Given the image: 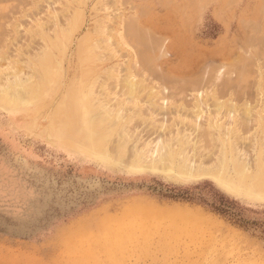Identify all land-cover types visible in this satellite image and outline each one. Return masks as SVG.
I'll return each instance as SVG.
<instances>
[{
  "label": "rangeland",
  "instance_id": "rangeland-1",
  "mask_svg": "<svg viewBox=\"0 0 264 264\" xmlns=\"http://www.w3.org/2000/svg\"><path fill=\"white\" fill-rule=\"evenodd\" d=\"M50 44L57 81L0 104V264H264V196L134 155L180 132L192 164L216 167L220 133L264 163V0H0V87ZM90 91L129 138L94 147Z\"/></svg>",
  "mask_w": 264,
  "mask_h": 264
},
{
  "label": "bare ground",
  "instance_id": "bare-ground-1",
  "mask_svg": "<svg viewBox=\"0 0 264 264\" xmlns=\"http://www.w3.org/2000/svg\"><path fill=\"white\" fill-rule=\"evenodd\" d=\"M74 18L75 20L73 21L76 23L77 15H75ZM75 26L73 27L75 28ZM58 38L59 37H57V41ZM55 43L57 42L52 41L53 46L56 45ZM81 47L83 48V45ZM90 57L91 56L89 55L87 58L89 59ZM57 66L58 65L55 62V55L51 50V44L50 46L46 45L43 51L39 53L36 56L35 60L33 61L31 74H29L27 77H24L21 75L20 70H14L15 72L14 80L12 82L9 81L7 85L0 87V104L1 102H4L10 98V95L12 94L10 93V90H13L14 93L18 96L17 99L18 102H19V98L22 96L26 98L28 96L31 97L35 96L37 92H33V91L36 90L39 80L48 79L49 81H55V80L57 81V79L54 78L55 74L56 73L58 74ZM127 69L129 72L130 71L129 68ZM91 81L94 85L96 81V77L95 78L93 77ZM122 83L126 85L125 87H129L130 92H133L134 90L133 86L135 85V82L133 80V76L130 75V73L125 75ZM86 84L89 85V81ZM86 94H87L86 99L83 101V104H81V109L85 114L83 123L87 131L86 135L88 138L92 140L94 147L102 148L103 143L106 137L108 136V132L110 131L119 130L120 132L119 134H122V139L127 138L129 135L125 130V119L123 115H121L120 112L117 111L115 112L104 99L95 97L92 91H90L89 94L88 93ZM18 102L16 104L17 106H18ZM193 113H196V110H194ZM109 122H113L112 123L113 126L110 125L107 127L106 124ZM211 126H212L211 128H214V130L217 133L219 132L218 130H220L221 127L220 125H216L214 123ZM188 137H186L185 134L178 132V136L176 140V142L178 141V145L177 146L175 145L176 146L175 147L173 143L170 142L169 140L170 138H169L167 142L165 141L163 143V146L160 149L158 156L155 154V156L153 155L154 157L152 156L153 158L150 157L151 159L142 157L141 154L143 153V151H139L137 147H135L134 149V155L136 157L135 158L136 162L134 161L135 165H137L139 168H145V167L147 169L150 168L153 171L161 170V171L171 172L173 176L183 181L200 179L201 177H209L217 181L224 189L236 195L240 190V188L238 187L239 182H236V180L240 179V181L242 182L241 188H244L243 190L247 189L249 193H252V191H257L261 196H264V163L261 158V150H259V152L255 157L256 158L255 164L250 165V163L247 162L245 158L239 156L240 154L238 152L240 150H237L229 139L227 140L224 139L220 135V133H218V137H219L218 139L220 140L222 145L221 154L218 157V164L216 167L207 168V166L204 167L203 165H197V164L195 165L190 162L191 160H189L190 159L188 157L189 155L187 156L186 153ZM176 142L174 141V143ZM227 144H230V146L234 147L232 148L233 152L228 153L229 151H228V147L226 146ZM230 164L233 165V169H234L233 171H230L229 169ZM230 172H232V174L234 175L233 177L230 176Z\"/></svg>",
  "mask_w": 264,
  "mask_h": 264
}]
</instances>
